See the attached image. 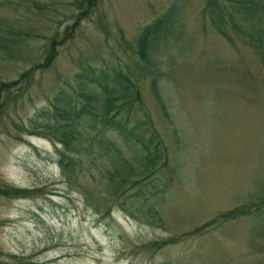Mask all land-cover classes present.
<instances>
[{"label": "rangeland", "instance_id": "1", "mask_svg": "<svg viewBox=\"0 0 264 264\" xmlns=\"http://www.w3.org/2000/svg\"><path fill=\"white\" fill-rule=\"evenodd\" d=\"M72 1L0 0V41L17 40L22 51L16 59L0 51V180L40 192L0 196V264H264V71L251 43L211 19L206 0H94L64 39L78 11ZM171 4L168 41L153 60L166 114L140 75L142 110L133 114L165 146L162 160L142 172L125 140L103 131L132 169L116 203L107 188L120 177L104 158L71 157L74 172L60 171L54 138L64 126L50 103L80 98L73 76L87 63L131 79L138 30ZM51 39L50 66L19 80ZM114 97L137 111L129 95ZM232 209L240 214L213 222Z\"/></svg>", "mask_w": 264, "mask_h": 264}, {"label": "trees", "instance_id": "2", "mask_svg": "<svg viewBox=\"0 0 264 264\" xmlns=\"http://www.w3.org/2000/svg\"><path fill=\"white\" fill-rule=\"evenodd\" d=\"M71 4L74 8L78 9V11L72 15L73 19L70 18L71 24L65 27L62 36L64 39L71 35L70 32L74 29L73 27L77 23L78 18L83 17L89 11L94 4V0H75L72 1ZM205 7L209 9L211 19L213 18V20L223 22L229 28L236 32L238 31L248 39L264 71V0H206ZM39 8L43 9L44 6L40 4ZM175 11L176 5L171 4L164 12L160 13L150 22L142 25L138 30L134 40L136 63L134 64L135 66L132 67L135 72L132 73L129 71L131 79L128 78L126 74L124 75L116 66L110 67L111 72L110 77H108V73L104 72L107 69H102L104 67L99 69L96 68L95 65L87 63L85 67L82 66L73 76L76 83L79 85V91L77 93L83 94L82 97L80 94L78 95L80 98L76 97L75 99H71L63 94L64 98L57 96L53 99L54 101L50 103V108L56 115H60L62 119L60 120L61 123H57L63 124L64 126L59 137H53L62 145L61 152L58 150L57 158V165L60 171L68 176L66 177L64 175L66 179L70 177V173L74 172L73 169H75L74 166H76V164L71 161L72 159L70 160L71 157L77 160L78 165L81 162V156L90 159L94 164L102 161V158H104L107 163L109 162L113 171L120 177L119 180L111 181L112 184H109L107 188L108 194L113 197L112 199L115 200L116 203H121L127 197V193L123 192L124 190L121 189V187L124 185V179L127 173L130 172L131 174L132 169H130L128 165V161L125 158L126 156L120 152L117 146L114 143L108 142L105 137H102L103 131L113 130L118 136L125 140V144L131 148L134 158L138 157L137 162L142 172L151 168L153 169L155 164L162 160L161 156L165 146L155 141L158 137L156 134L154 137L152 134H149L154 131L152 127L150 131H146L147 134L139 131V124L133 117L134 112H140L142 110L139 91L135 85V80L136 76L138 77L139 75L140 77H149L147 83L148 92L159 106L161 114L165 116L166 111L164 103L157 85V78L162 75V71L159 66L154 64L153 60L158 52L157 49L168 41V33H170L169 27L171 26V19ZM213 22L217 25L216 21ZM217 28L219 29V25ZM5 41H0L1 53L8 58H20L22 51L16 48L17 40L9 41L7 39ZM54 45L55 39H51L47 49L42 54V60L39 63L32 64L33 66L31 68L20 73L19 80L24 77L28 78L32 73V69H35L34 67L39 69L50 66L56 54ZM86 81H88L89 84H87ZM84 83L85 85L83 86ZM116 92L122 94L123 98L129 95L130 99L133 100L131 106L136 104L134 110L137 111H128V108L124 107L127 101L124 100H122L121 103L114 104V95ZM123 94H125V96ZM111 109L114 110L111 111ZM122 109L124 111H122ZM143 114L144 113H142V115ZM121 116L123 120L119 121L118 118ZM130 122L132 125H128ZM96 124L101 125L100 134L91 137L90 131L95 128ZM115 182L118 183V185L114 187ZM143 183L144 181L142 184ZM39 193L38 189L31 190L23 187H15L0 180L1 197L24 198ZM87 198L88 196L86 195L85 199ZM262 198L263 196H260L258 200ZM262 200L264 201V198ZM249 204L250 203L246 205L248 208L251 207ZM97 207L98 205H96L95 210H97ZM235 213L240 214L239 211L235 209L222 212L213 219V222L215 223L218 220L224 221L227 218H232V216H236ZM209 224L210 221L208 225ZM156 244L158 243H148L150 246H155ZM13 264L28 263L13 262Z\"/></svg>", "mask_w": 264, "mask_h": 264}, {"label": "bare ground", "instance_id": "3", "mask_svg": "<svg viewBox=\"0 0 264 264\" xmlns=\"http://www.w3.org/2000/svg\"><path fill=\"white\" fill-rule=\"evenodd\" d=\"M87 79H88V78H87ZM86 82H87V84H89L88 81H86ZM90 84H91V83H90ZM84 85H85V83L83 84V86H84ZM86 86H87V85H86ZM82 88H84V87H82ZM83 90H84V89H83ZM83 90H82V91H83ZM83 92H84V91H83ZM83 92H82V93H83ZM85 92H86V90H85ZM86 93H87V92H86ZM76 94H77V93H76ZM80 94H81V93H80ZM80 94H78V95H80ZM72 95H73V94H72ZM82 95H83V94H81V97H82ZM85 95H86V94H85ZM87 95H88V94H87ZM89 95H90V94H89ZM73 96H74V95H73ZM76 97H77V95H76ZM79 97H80V96H79ZM77 98H78V97H77ZM77 100H78V99H77ZM79 101H80V100H79ZM77 102H78V101H77Z\"/></svg>", "mask_w": 264, "mask_h": 264}]
</instances>
